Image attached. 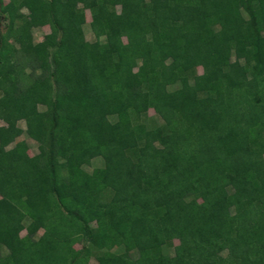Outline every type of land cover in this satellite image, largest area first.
<instances>
[{"label":"trees","instance_id":"obj_1","mask_svg":"<svg viewBox=\"0 0 264 264\" xmlns=\"http://www.w3.org/2000/svg\"><path fill=\"white\" fill-rule=\"evenodd\" d=\"M84 1L106 44L76 0H0L52 28L19 91L0 35V264H264V0Z\"/></svg>","mask_w":264,"mask_h":264},{"label":"rangeland","instance_id":"obj_2","mask_svg":"<svg viewBox=\"0 0 264 264\" xmlns=\"http://www.w3.org/2000/svg\"><path fill=\"white\" fill-rule=\"evenodd\" d=\"M75 1V0H71ZM11 2V0H2L3 5H7ZM70 0H60V10L62 11L64 5H68ZM76 5L74 12L77 16L84 15V21L81 23V36L85 39V41L89 43L99 42L100 44L107 43V36L103 34L98 29L97 26L93 24V15L94 11L89 8V3L87 4L84 0H76ZM89 2V0H88ZM1 9V4H0ZM115 10L120 13L122 7L120 4H116L114 7H110L109 10ZM18 15L14 18L13 21L11 19L5 20L3 16H0V35H5L6 43V55L8 58L7 64H9V70L12 72L11 82H15L18 86L17 90H26L30 88V86L40 78V75L43 73V70L38 66L39 56L35 50L36 46L41 42L46 40V36L51 34L52 28L50 25H37L36 22H33L30 17V11L23 7L21 11L18 9ZM123 41L127 42L126 37H123ZM53 50V48H50ZM199 72H202V68L199 67ZM179 85L171 86L169 89L177 88ZM6 95V90L4 88H0V96ZM39 110H46V105L40 104ZM134 121H138L140 123L146 124L149 128L156 127L164 123L163 118L153 109L150 108L147 113L141 114L139 117L133 116ZM110 119L112 121H116L118 118L116 115L111 116ZM8 123L0 117V126L7 125ZM17 126L22 130V133L16 138L15 141L5 146V149L10 150L14 148L18 142H25L27 145V152L30 156H35L39 153V143L34 140L27 133V122L25 119H19L16 122ZM0 146H2L0 141ZM104 166V159L99 156L95 157L91 160L90 163L84 164L83 168L89 173H92L96 168ZM2 195H0L1 197ZM32 219L30 216L24 220V224L28 225ZM95 226V223L93 224ZM45 229L41 227L37 233L35 234L36 238H39ZM26 234V230H22L21 235L24 236ZM178 241L174 240V244H177ZM82 242H76L74 247L77 250L82 248ZM6 251V250H4ZM114 253H121L123 251L122 247H115L112 249ZM165 252L173 254L174 249L172 246H166L164 249ZM99 251H94L92 253L89 261L90 264H96V255ZM227 252H224L226 254ZM138 251L134 250L132 252L133 257L138 256Z\"/></svg>","mask_w":264,"mask_h":264}]
</instances>
